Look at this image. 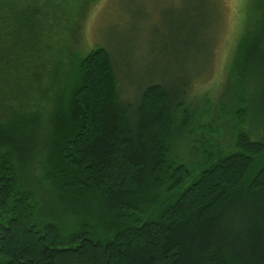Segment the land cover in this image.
<instances>
[{"label":"trees","instance_id":"16d2710c","mask_svg":"<svg viewBox=\"0 0 264 264\" xmlns=\"http://www.w3.org/2000/svg\"><path fill=\"white\" fill-rule=\"evenodd\" d=\"M246 6L216 104L189 100L206 36L194 9L130 100L105 47L51 103L43 48L1 53L0 264H264V0Z\"/></svg>","mask_w":264,"mask_h":264},{"label":"rangeland","instance_id":"374dc122","mask_svg":"<svg viewBox=\"0 0 264 264\" xmlns=\"http://www.w3.org/2000/svg\"><path fill=\"white\" fill-rule=\"evenodd\" d=\"M21 1L4 0L11 31L4 26V32L0 33V57L7 48L21 50L25 45L43 48L44 60L38 67L39 72L48 75L54 69L52 82L56 86L47 94L50 103L56 93L55 100L61 94L64 96L65 83L74 73L77 58L97 46L105 47L115 63L120 98L133 99L134 86L152 79L151 75L145 78L143 71H156L157 76L162 73L166 44H169L165 39L177 33L180 37L183 22L186 16L192 18L194 9L195 19L199 26L203 24L202 33L206 36L200 70L189 77L192 79L189 100L207 95L216 104L228 79L229 63L247 8V0ZM31 12L42 22L19 36L15 20H24ZM188 25L191 32V24ZM190 63L192 60L182 68L186 69Z\"/></svg>","mask_w":264,"mask_h":264}]
</instances>
